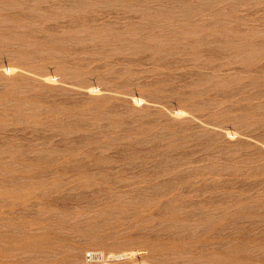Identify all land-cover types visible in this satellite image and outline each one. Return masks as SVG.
Masks as SVG:
<instances>
[{
    "label": "rangeland",
    "instance_id": "374dc122",
    "mask_svg": "<svg viewBox=\"0 0 264 264\" xmlns=\"http://www.w3.org/2000/svg\"><path fill=\"white\" fill-rule=\"evenodd\" d=\"M0 264H264V0H0Z\"/></svg>",
    "mask_w": 264,
    "mask_h": 264
},
{
    "label": "bare ground",
    "instance_id": "6f19581e",
    "mask_svg": "<svg viewBox=\"0 0 264 264\" xmlns=\"http://www.w3.org/2000/svg\"><path fill=\"white\" fill-rule=\"evenodd\" d=\"M5 2V1H4ZM70 241V240H69ZM68 244V243H67ZM71 244V243H70ZM53 245V244H52ZM63 245V244H62ZM57 246V245H56ZM56 250V249H55Z\"/></svg>",
    "mask_w": 264,
    "mask_h": 264
}]
</instances>
